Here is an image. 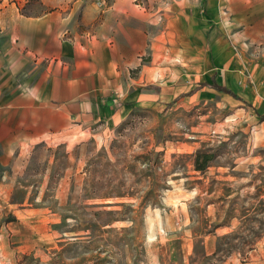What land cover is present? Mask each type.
<instances>
[{
  "label": "rangeland",
  "instance_id": "1",
  "mask_svg": "<svg viewBox=\"0 0 264 264\" xmlns=\"http://www.w3.org/2000/svg\"><path fill=\"white\" fill-rule=\"evenodd\" d=\"M71 3L0 0V25L10 13ZM245 79L240 96L256 112L209 91L160 115L138 110L107 136L35 159L11 192L15 204L0 199L1 231L12 222L17 239L31 235L34 248L0 263L264 264V121L257 115L264 113V88L256 90L264 79ZM203 149L215 158L201 173L194 156ZM50 158L48 188L31 189L42 198L25 211L34 217L26 226L16 218L27 192L20 187L43 181ZM66 180L67 188L50 189Z\"/></svg>",
  "mask_w": 264,
  "mask_h": 264
},
{
  "label": "crops",
  "instance_id": "2",
  "mask_svg": "<svg viewBox=\"0 0 264 264\" xmlns=\"http://www.w3.org/2000/svg\"><path fill=\"white\" fill-rule=\"evenodd\" d=\"M246 75L264 79V0H72L41 14L10 13L0 25V199L15 204L11 192L35 159L107 136L138 110L160 115L210 91L256 112L240 96ZM51 163L43 181L20 187L27 192L16 218L26 226L34 217L25 211L42 198L30 191L48 188ZM11 223L0 229L1 263L34 248Z\"/></svg>",
  "mask_w": 264,
  "mask_h": 264
},
{
  "label": "trees",
  "instance_id": "3",
  "mask_svg": "<svg viewBox=\"0 0 264 264\" xmlns=\"http://www.w3.org/2000/svg\"><path fill=\"white\" fill-rule=\"evenodd\" d=\"M212 87L219 92H224L230 94L233 97H237L229 89H226L223 86L212 84ZM260 119L264 120V115L260 116ZM214 158H215V154L212 151H210V149H203L196 151L194 156V169L196 171L203 173Z\"/></svg>",
  "mask_w": 264,
  "mask_h": 264
}]
</instances>
